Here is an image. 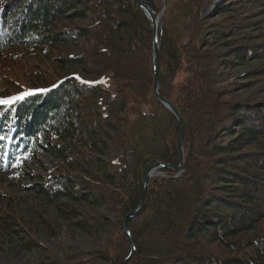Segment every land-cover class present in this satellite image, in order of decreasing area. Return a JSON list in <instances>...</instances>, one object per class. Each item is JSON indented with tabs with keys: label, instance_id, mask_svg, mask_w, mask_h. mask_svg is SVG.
<instances>
[{
	"label": "trees",
	"instance_id": "obj_1",
	"mask_svg": "<svg viewBox=\"0 0 264 264\" xmlns=\"http://www.w3.org/2000/svg\"><path fill=\"white\" fill-rule=\"evenodd\" d=\"M140 1L160 17L159 93L184 121V171L151 177L145 207L126 223L128 264H264V102L230 99L213 51L246 30L263 36L264 20L242 14H261L264 0H217L207 16L212 0ZM251 48L239 59L264 55ZM153 51V23L134 0H0V63L12 61L0 98L28 93L0 104V168L21 173L47 156L52 168L30 174L37 190L81 217L75 226L111 231L67 264L123 261V222L147 170L180 164V122L154 93ZM13 222L0 218L6 230Z\"/></svg>",
	"mask_w": 264,
	"mask_h": 264
},
{
	"label": "rangeland",
	"instance_id": "obj_2",
	"mask_svg": "<svg viewBox=\"0 0 264 264\" xmlns=\"http://www.w3.org/2000/svg\"><path fill=\"white\" fill-rule=\"evenodd\" d=\"M215 2L217 0L206 4L203 9L204 16L212 11ZM260 9L250 6L242 14V18L250 15L247 19L249 22L264 20V11L253 16ZM217 20L218 18L213 19ZM246 31L229 37L227 43L223 42V45L213 48L216 58L214 76L229 88L230 99L264 102V55L256 58L247 52L245 61L237 55L238 51L246 47L252 49L251 46H263L264 35H260L262 33L259 31H251L249 34ZM73 50L80 53L85 48ZM259 53L263 54V50H258ZM11 62L8 54L2 57L0 71L4 75L7 74L6 70ZM222 62L225 64L222 65ZM5 65L7 67L3 69L2 66ZM67 70L77 73L83 79L90 78L80 69ZM2 83L4 82L0 81V85ZM51 168L50 158L42 154L36 163L21 164V173L16 165L0 168V218L9 215L10 220L14 221L9 230L0 223V264H67V256L92 252L109 240L110 230L96 232L91 228L75 226V223H80L81 217L66 218L62 215L63 207L60 203L48 199L37 190L31 172L37 169H46L48 172ZM79 210L86 209L81 207ZM30 240L34 241L33 248L26 243Z\"/></svg>",
	"mask_w": 264,
	"mask_h": 264
},
{
	"label": "water",
	"instance_id": "obj_3",
	"mask_svg": "<svg viewBox=\"0 0 264 264\" xmlns=\"http://www.w3.org/2000/svg\"><path fill=\"white\" fill-rule=\"evenodd\" d=\"M134 2L146 12V14L148 15V17L151 19L153 23V29H154L153 61H154V71H155L154 93L157 96L158 100L161 101L176 116V118L180 122V134H179V140H178L180 164L178 166H171L165 163H155L151 165L149 169L147 170L146 175L144 177L143 186H142L141 201L134 210L130 211L127 214L123 222V230L131 245V250L129 254L126 256V258L123 261H121L119 264H128L135 254L136 248L132 241L131 234L129 230L126 228V223L128 222L130 218L138 215L145 207V201H146L147 191L150 185V179L153 176L152 172L158 171L162 167H170L179 172L184 171V138H185L184 121H183L181 114L177 110V108L170 101L162 97L159 93V84H160V56H159L160 44H159V23H158L159 17H155L152 11L142 1L134 0Z\"/></svg>",
	"mask_w": 264,
	"mask_h": 264
},
{
	"label": "snow or ice",
	"instance_id": "obj_4",
	"mask_svg": "<svg viewBox=\"0 0 264 264\" xmlns=\"http://www.w3.org/2000/svg\"><path fill=\"white\" fill-rule=\"evenodd\" d=\"M28 93H24V94H19L15 97H11V98H0V104H4V105H9L12 102L16 101V100H20L23 99L24 95H27ZM0 139H3L2 137H0Z\"/></svg>",
	"mask_w": 264,
	"mask_h": 264
},
{
	"label": "bare ground",
	"instance_id": "obj_5",
	"mask_svg": "<svg viewBox=\"0 0 264 264\" xmlns=\"http://www.w3.org/2000/svg\"><path fill=\"white\" fill-rule=\"evenodd\" d=\"M158 23H159V21H158ZM155 174H157V171H155V172H152V175L154 176Z\"/></svg>",
	"mask_w": 264,
	"mask_h": 264
}]
</instances>
